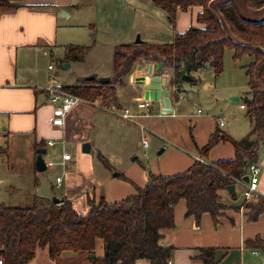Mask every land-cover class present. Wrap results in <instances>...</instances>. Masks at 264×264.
Returning a JSON list of instances; mask_svg holds the SVG:
<instances>
[{"label": "crops", "instance_id": "1", "mask_svg": "<svg viewBox=\"0 0 264 264\" xmlns=\"http://www.w3.org/2000/svg\"><path fill=\"white\" fill-rule=\"evenodd\" d=\"M16 3L20 5L16 9L0 6V139H5L6 152L17 148L20 145L18 140L25 138L30 145L28 150L31 153L35 169L36 151L44 149L46 155L48 148H53L57 142L60 143L64 153H68L65 151V144H69L73 149H78L75 168L77 164L78 166L89 165L93 162L91 157L84 159L82 157L84 153L81 154L79 149L84 143H89V153L92 152L94 147L92 134L101 129L103 124L107 130L110 128L112 135L108 140H110L111 146L116 147L113 150L119 151V146H128L135 140L144 150L142 163H146L147 166L133 167L130 172L124 175L117 173V177L112 176L111 170L108 174L103 173L102 175L98 171L96 177L92 176L91 185L88 184L89 189L85 190L87 191L86 201L83 203L84 205H81L84 206V211L86 210L87 213L89 211L88 199L98 201L103 198L107 202H118L135 194L136 187H144L146 184L148 173L169 176L184 172L196 160L213 164L234 158V149L229 143L217 144L204 157H200L199 151L206 145L209 136L217 129L234 140H240L249 133L250 124L244 109L241 108L243 97L240 96L238 88L226 89L224 97H238L239 110L243 111V117L240 111L209 112V115H204L200 108L193 109L197 95L187 89L185 91L184 84L176 87L171 85L174 72L163 67L164 72L168 71L167 88L170 91L171 101V112L167 113L161 103L146 100L144 87L138 84L140 80L147 77L148 67L151 64L154 66L158 64L145 60L136 62L130 74L122 79L123 83L116 87L117 101L114 105L131 109L134 114L139 115L137 118L124 120L101 108L99 102L93 104L80 102L66 114L63 127L53 126L52 119L55 108L53 105L55 104L50 101L48 94V91L53 87H45V73L40 76L36 69L32 68L31 61L36 52H42L43 58H47L49 55L53 56V48L58 45H63L65 49L68 46H80L66 44L71 37L77 36L72 31L76 26L68 28V23H59L61 19L68 16L65 12L69 13L78 6L75 5L76 0H20ZM201 12L202 8H189L185 12L177 11L173 21L166 17L168 24L162 21L160 24L170 28V32L176 38L177 35L183 34L190 27L198 26L196 17ZM69 16L72 14L69 13ZM158 25L159 23L155 22L149 28L156 30ZM88 27L92 29L93 24H88ZM140 31L139 28L131 30L126 34L125 40L135 39L134 37L139 35ZM92 34L94 33L89 34V38L93 41ZM155 37L157 36H144L142 39L154 42ZM143 40H141L142 43L161 44ZM125 44H130V42ZM119 45H124V43ZM116 46L118 44L113 46V51ZM80 47H87L88 50L90 45ZM49 66L51 65L47 66V72L53 71L52 66L51 70L48 69ZM112 74L113 70L112 73H95V76L99 81L102 78L109 79ZM85 79H82L81 83L85 82ZM54 88L59 89V87ZM184 92L187 93L184 95ZM121 93H124L122 99L119 96ZM226 100L228 101V98ZM147 102H150V106L149 111L145 112L141 106ZM141 112L143 113L140 114ZM220 121L223 126L219 125ZM9 138L13 140L10 142ZM15 139L17 141H14ZM149 140H153V146L148 154L146 150L150 148ZM144 141L147 142L146 147L143 146ZM50 142L54 143V146H48ZM159 148L160 150L157 151ZM95 150L96 159L98 154L106 159L100 149L95 148ZM68 154L70 155V153ZM154 155L156 157H153ZM71 162L72 157L63 165L65 164L66 167ZM57 163L61 164V158ZM257 165L260 170L258 195L264 197V149ZM92 172H96L94 164L89 174ZM100 176L103 177L102 181H98ZM98 182L103 183L104 191L102 189L95 191V187L100 185ZM238 185L244 189L242 183H237L235 189ZM220 197L221 201L229 208L223 211L217 224L213 223L209 214H203L199 222H196L193 217H185V203L181 201L177 204L174 210V227L164 230L160 240L161 246L173 248L168 264H201L196 257L199 255L200 249L207 248L216 250L219 264L234 252H238L240 264H244L242 258L246 253L254 260L261 257V264H264V251L246 244L248 240L264 237V214L259 216L257 221L249 222L247 220L248 211L241 207L242 204L239 206L230 205L232 203L229 202L226 190L220 192ZM59 198L68 201L65 195ZM108 199L112 200L108 201ZM69 202L75 210L74 200H69ZM237 207L239 210L235 209ZM68 255L66 253L52 260L48 256L47 249L40 248L30 264H55L56 260L61 262ZM89 258L80 259L83 262L75 258L71 264H89L87 262ZM136 264H149V262L141 260Z\"/></svg>", "mask_w": 264, "mask_h": 264}, {"label": "trees", "instance_id": "2", "mask_svg": "<svg viewBox=\"0 0 264 264\" xmlns=\"http://www.w3.org/2000/svg\"><path fill=\"white\" fill-rule=\"evenodd\" d=\"M19 1L0 0V6L16 9L20 7L16 3ZM218 1L220 5L213 3L216 0H153L171 21L177 11L202 8L196 17L198 26L177 35L171 44L118 45L113 51V74L107 84L102 85L95 79L59 87V90L87 104L99 102L108 106L116 103V87L140 60L161 63L162 67L173 70L171 85L176 87L197 86L200 80L194 74L204 70L210 69L215 77L219 76L225 50L232 52L234 60L249 56L252 62L246 68L248 96L241 99L250 124L249 133L234 140L217 129L199 151L200 157H204L217 144L229 143L234 149V158L213 164L196 160L184 172L169 176L148 173L144 187H136L135 194L121 201L107 202L101 198L95 203L88 199L89 211L85 215L78 214L67 200L54 206L35 198L30 208L0 204L2 264H30L40 248H46L52 260L66 253H83L93 256L89 264H136L141 260L168 264L173 248L161 246L160 240L164 230L174 227L177 204L185 203V217L199 222L203 214H209L217 224L223 211L229 208L221 202L220 192L242 181L249 165H257L260 149L264 147V21H243L229 0ZM248 2L251 9H264V0ZM213 5L217 12L213 11ZM91 37L94 40V34ZM86 50L87 47L68 46L65 59L80 61ZM183 69L186 75L180 80ZM97 159L105 168H110L103 156L98 154ZM231 196L232 200L236 199L235 192ZM241 207L248 211L247 220L255 222L264 214V197L244 200ZM99 243L101 257L95 255ZM246 244L264 251V237L248 240ZM196 259L201 264H219L215 249H200Z\"/></svg>", "mask_w": 264, "mask_h": 264}, {"label": "rangeland", "instance_id": "3", "mask_svg": "<svg viewBox=\"0 0 264 264\" xmlns=\"http://www.w3.org/2000/svg\"><path fill=\"white\" fill-rule=\"evenodd\" d=\"M237 2L242 13L246 16L255 17L256 14L264 11V9L256 11L249 8L248 0H237ZM213 3L220 5L221 2L216 0ZM75 5L78 7L69 12L72 16H69V13L65 12L68 16L59 22L68 23V28L76 26L72 31L77 36L71 37L70 41L66 44L90 45V48L87 52H83L81 60L77 62L66 61L64 58L65 47L63 45L53 48L54 55H49L47 58L42 57V52H36L31 61V66L36 69L40 76H43L45 73V87L78 85L82 79L93 76L95 73H112L113 46L128 42L135 43L136 37H140V34H142L141 40H143L144 36H157L154 42L143 40L151 43L169 44L174 41L175 37L170 32V28L160 24L161 21L168 24L166 20L167 14L155 6L153 0H76ZM214 7L213 5L212 8ZM215 8L213 11L217 12V7ZM155 22L159 23L158 28L156 30L149 28ZM88 24H93V28L90 29ZM136 28L141 30L139 35H136L135 39L131 41H126V34ZM90 33L95 34L93 41L89 38ZM251 62L252 58L249 56H243L239 60H234L232 52L225 50L223 70L219 76L215 77L210 69L194 74V76L199 78L200 84L196 87L187 84L183 85L184 90L187 89L197 95V101L193 109L200 108L204 115H209V112L240 111L243 117V111L239 110L240 103H230L226 100L229 97L224 96L227 92L226 89L233 87L238 88V92L243 98L248 96L246 68ZM48 65H51L54 70L47 72ZM52 79L55 82H50ZM186 93L184 92V95ZM119 96L122 99L124 93H121ZM53 106L56 107L55 105ZM101 126V129L96 130L92 134V143L94 144L92 152L82 154L81 148L79 149L84 159L91 157L93 161L91 164L79 166L77 164L75 168L78 149H73L69 144H65V151L70 153L72 157L71 164H68L66 167L65 164H55L53 168L47 169L42 174H38L34 169L33 159L28 150L30 145L25 138L18 140L20 141V145L14 150L8 151V153L6 152L5 139H0V148H2L0 150V204L7 207L30 208L34 205L35 198L45 200L46 205H50L54 196L60 197L65 195L68 201L74 200L75 211L80 215H85L87 212L86 210L84 211V206H81L86 201L87 191L85 190L89 189L88 184L91 185V178L93 175L96 177L98 171H100L101 175L103 173L108 174L110 170L111 174L121 173V175H124L130 172V169L133 167L147 166L146 163H142L144 150L141 149L140 143L137 144L135 140L129 143L128 146H119V151L113 150L116 147L111 146L110 140H108L112 135L110 128L107 130L104 124ZM116 127L118 128V126ZM104 137H107V139H104ZM12 140L11 138L8 141L11 142ZM14 141H17V139ZM55 144L53 148H48L47 154L43 157L45 163H57L64 153L60 143L55 142ZM149 144L150 148L146 150L148 154L151 152L153 140H149ZM95 148L101 150V153L108 160L110 169H106L96 159ZM263 149L264 147H261L260 154L263 152ZM153 157H156V155ZM93 164L95 165L96 172L89 174ZM56 178L61 179L59 186L56 183ZM102 180L103 177L100 176L98 181ZM98 183L100 185L95 187V191L97 192L101 189L104 191L103 183ZM243 192L242 186H236V199L232 200V196L228 194L229 202L232 203L230 205H241L246 200L243 197ZM111 200L108 199V201ZM94 201L97 203L96 200ZM39 253H41V250H39ZM68 254L61 262L60 260H56L55 264H71L75 261V258L83 262L80 259L85 260L88 258L83 253ZM95 255L97 257L102 256L101 243L98 244ZM260 258L258 257L254 260L246 253L242 259L244 260V264H261ZM223 260L220 264H240L238 252L231 253L229 258ZM87 262L89 263V260Z\"/></svg>", "mask_w": 264, "mask_h": 264}, {"label": "water", "instance_id": "4", "mask_svg": "<svg viewBox=\"0 0 264 264\" xmlns=\"http://www.w3.org/2000/svg\"><path fill=\"white\" fill-rule=\"evenodd\" d=\"M231 2V4L234 6L238 16L243 20V21H247V22H253V23H260L264 21V11L262 13H260L257 17L252 18L249 16H246L242 13L237 0H229ZM251 19H249V18ZM137 40L135 42V44H140L141 40L140 37L137 36L136 37ZM68 68V67H67ZM148 75H146L147 77L140 80V82H138V84L140 86H143V90H144V97L145 99H149V101L151 102H159L161 103L162 107L165 108V112L170 113L171 112V107H170V91L167 88V79H168V71L164 72L163 71V67L161 63H158L157 65H153L151 64L148 67ZM186 75L185 70H181L180 71V80L183 79V77ZM96 76H90L88 78L85 79V81H92L95 80ZM109 82L108 78H102L99 79V83L100 84H107ZM229 102H233V103H239V99L238 97H229L228 98ZM81 151L84 154H88L90 152V144L89 143H84L81 147ZM162 152V151H161ZM160 152V153H161ZM45 155V150L44 149H38L36 151V159H35V170L37 173L42 174L46 171V163L43 160V156ZM113 177H117L118 174L117 173H113L112 174ZM243 182L247 183L248 182V177L245 176L242 179ZM226 191L228 194H233L235 192V186H229L226 188ZM64 199L63 198H59V197H53L52 198V205L54 206H60L64 203ZM93 258V256H92Z\"/></svg>", "mask_w": 264, "mask_h": 264}, {"label": "built area", "instance_id": "5", "mask_svg": "<svg viewBox=\"0 0 264 264\" xmlns=\"http://www.w3.org/2000/svg\"><path fill=\"white\" fill-rule=\"evenodd\" d=\"M48 69H52L51 66H49ZM51 82H55L54 79ZM50 101L56 105V107L53 110V119H52V125L55 127H63L64 125V118L66 114L75 107L78 103L82 102L81 99L77 97H73L67 94H64L62 91H60L57 88H51L50 91H48ZM97 103V102H95ZM101 105V104H100ZM150 102L144 103L141 108L143 111L147 112L149 111ZM101 108H104L108 112L119 116L121 119L124 120H133L134 118H137L139 115L134 114L131 109L124 108V107H116L114 104H110L108 106H102ZM242 109H244L243 106H241ZM141 112L140 114H142ZM220 126H223L222 121L219 122ZM48 146H54V143H48ZM143 146H147V142H143ZM71 156L68 153H63L61 156V164L60 163H46V168L51 169L55 164L63 165L64 162L70 161ZM259 167L256 164H251L248 167L247 177L248 182L245 183L241 181L240 183L244 184V192L243 197L246 199V201H254L258 198V186H259ZM56 183H61L60 178H56ZM0 264H2V261H0Z\"/></svg>", "mask_w": 264, "mask_h": 264}]
</instances>
